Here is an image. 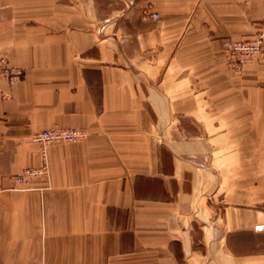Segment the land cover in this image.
I'll use <instances>...</instances> for the list:
<instances>
[{
	"label": "crops",
	"instance_id": "crops-1",
	"mask_svg": "<svg viewBox=\"0 0 264 264\" xmlns=\"http://www.w3.org/2000/svg\"><path fill=\"white\" fill-rule=\"evenodd\" d=\"M259 36L264 0H0V264H264V65L223 54Z\"/></svg>",
	"mask_w": 264,
	"mask_h": 264
},
{
	"label": "built area",
	"instance_id": "built-area-1",
	"mask_svg": "<svg viewBox=\"0 0 264 264\" xmlns=\"http://www.w3.org/2000/svg\"><path fill=\"white\" fill-rule=\"evenodd\" d=\"M147 13L152 19H157L158 14L148 4L145 7ZM224 58L227 64L235 71H240L243 66L252 62L264 65V47L262 37L246 40L227 41L223 50ZM21 72L8 66L7 58L0 54V77L13 82L19 79ZM86 134L83 130L77 128H51L40 131L32 136L33 142L37 143L40 148L41 162L38 167L25 168L19 174L9 177L11 188L16 190H27L32 180L48 178L49 166L47 159V148L50 145L61 143H75L83 138ZM260 229V227H257Z\"/></svg>",
	"mask_w": 264,
	"mask_h": 264
}]
</instances>
